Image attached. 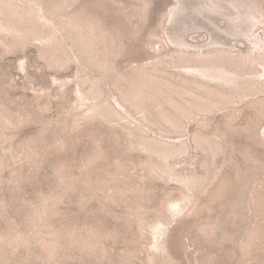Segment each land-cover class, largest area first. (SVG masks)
<instances>
[{"label": "rangeland", "instance_id": "1", "mask_svg": "<svg viewBox=\"0 0 264 264\" xmlns=\"http://www.w3.org/2000/svg\"><path fill=\"white\" fill-rule=\"evenodd\" d=\"M0 264H264V0H0Z\"/></svg>", "mask_w": 264, "mask_h": 264}]
</instances>
